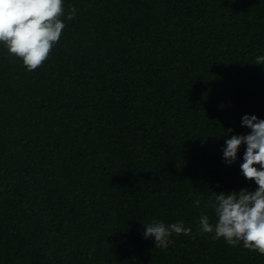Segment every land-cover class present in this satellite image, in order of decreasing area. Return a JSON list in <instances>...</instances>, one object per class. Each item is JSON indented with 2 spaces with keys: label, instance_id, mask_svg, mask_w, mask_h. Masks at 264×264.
<instances>
[{
  "label": "trees",
  "instance_id": "16d2710c",
  "mask_svg": "<svg viewBox=\"0 0 264 264\" xmlns=\"http://www.w3.org/2000/svg\"><path fill=\"white\" fill-rule=\"evenodd\" d=\"M73 6L35 71L0 45V264H264L197 231L210 198L255 187L221 148L264 118V0ZM153 220L192 233L156 248Z\"/></svg>",
  "mask_w": 264,
  "mask_h": 264
},
{
  "label": "clouds",
  "instance_id": "9594fccd",
  "mask_svg": "<svg viewBox=\"0 0 264 264\" xmlns=\"http://www.w3.org/2000/svg\"><path fill=\"white\" fill-rule=\"evenodd\" d=\"M76 17L74 6L65 13V0H0V45L10 56L21 60L28 71H35L60 41L66 28L65 21ZM255 59L254 64L264 65V55ZM241 127L249 131L225 139L221 148L222 162L231 166L242 159L240 173L255 187L222 191L210 198L205 207L213 210L215 222H210L208 215L201 214L197 231L212 234L216 240L223 239L229 246L242 245L264 255V118L243 114ZM193 203L200 207L201 200L196 199ZM143 227V237L151 238L156 248L165 250L174 242L173 235L179 237L192 233V228L185 226L183 221L165 223L153 220Z\"/></svg>",
  "mask_w": 264,
  "mask_h": 264
}]
</instances>
